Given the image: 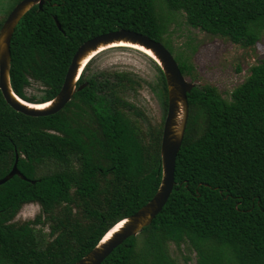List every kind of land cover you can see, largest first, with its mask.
<instances>
[{
    "label": "trees",
    "instance_id": "1",
    "mask_svg": "<svg viewBox=\"0 0 264 264\" xmlns=\"http://www.w3.org/2000/svg\"><path fill=\"white\" fill-rule=\"evenodd\" d=\"M12 1L10 9L21 0ZM179 17L250 48L264 29V0H46L14 31L11 88L29 103L52 100L78 47L119 30L161 43L194 81L193 65L170 39ZM91 61L78 81L86 87L54 115L17 113L0 92V179L17 159L29 180L14 176L0 185V264H75L160 185L162 128L147 140L132 113L110 100L100 73L85 75ZM32 83L40 86V98L26 96ZM187 99L166 205L102 264H179L172 248L185 252L184 264L192 257L194 264H264V56L229 100L210 85L195 86ZM27 205L39 213L16 221Z\"/></svg>",
    "mask_w": 264,
    "mask_h": 264
},
{
    "label": "water",
    "instance_id": "2",
    "mask_svg": "<svg viewBox=\"0 0 264 264\" xmlns=\"http://www.w3.org/2000/svg\"><path fill=\"white\" fill-rule=\"evenodd\" d=\"M45 3L46 0H21L13 7L0 27V92L6 104L15 112L28 117H46L60 112L71 101L76 92L86 87V83L78 86V81L88 62L95 58L102 48L103 50L120 48L119 46L111 47L113 45L129 44L142 48V54L156 63L165 79L167 112L160 145L162 173L160 185L152 199L136 213L122 220L121 222L124 221L123 225L108 240L103 242L102 239L88 254L75 263L102 264L117 247L130 237H136L144 228L148 227L166 205L175 185L176 158L187 126L189 115L187 96L195 84L189 82L182 75L173 55L161 43L135 32L119 30L94 37L78 47L67 69L61 89L52 100L38 104L24 101L15 95L11 88V39L21 19L34 7L41 10ZM57 27L60 29L58 23ZM145 51H149L151 56L144 53ZM29 104L48 105L38 109ZM14 176L29 181L18 170L17 159L11 171L0 179V185L5 184Z\"/></svg>",
    "mask_w": 264,
    "mask_h": 264
},
{
    "label": "rangeland",
    "instance_id": "3",
    "mask_svg": "<svg viewBox=\"0 0 264 264\" xmlns=\"http://www.w3.org/2000/svg\"><path fill=\"white\" fill-rule=\"evenodd\" d=\"M169 31L174 50L183 52L194 67L196 80H187L195 86L215 87L225 100H229L230 93L264 56V29L259 42L250 48L193 29L186 25L183 17L175 19ZM89 65L85 75L89 77L100 73L101 81L110 88V100L132 113L135 124L147 140L157 128L163 129L167 112L165 92L158 66L153 60L132 49L112 48L98 54ZM26 96L40 98V86L32 83ZM38 213V206L27 205L16 221L32 220ZM183 255L185 252L179 253L172 248V256L179 264H184ZM189 264H194V257Z\"/></svg>",
    "mask_w": 264,
    "mask_h": 264
},
{
    "label": "bare ground",
    "instance_id": "4",
    "mask_svg": "<svg viewBox=\"0 0 264 264\" xmlns=\"http://www.w3.org/2000/svg\"><path fill=\"white\" fill-rule=\"evenodd\" d=\"M115 46H119V47H125V48H131V49H136L137 51H139V52H143V49L142 48H140V47H137V46H132V45H129V44H119V45H113V46H111V47H115ZM107 49H110V48H107ZM107 49H105V50H107ZM105 50H103V48L100 50L101 52H103V51H105ZM100 52V53H101ZM99 53V54H100ZM144 53H146L147 55H149V56H151V53L149 52V51H145ZM96 57V56H95ZM93 59V58H92ZM91 59V60H92ZM90 60V61H91ZM88 61V60H87ZM89 61V62H90ZM88 62V63H89ZM30 106H32V107H35V108H38V109H41V108H44V107H46L48 104H43V105H33V104H29ZM123 223H124V221L123 222H120V223H118L115 227H113V229H111L106 235H105V237L103 238V242L104 241H106V240H108L110 237H111V235L114 233V232H116L122 225H123Z\"/></svg>",
    "mask_w": 264,
    "mask_h": 264
},
{
    "label": "flooded vegetation",
    "instance_id": "5",
    "mask_svg": "<svg viewBox=\"0 0 264 264\" xmlns=\"http://www.w3.org/2000/svg\"><path fill=\"white\" fill-rule=\"evenodd\" d=\"M19 2H17L16 4H18ZM12 3H13L12 0H0V23L1 25L4 23L9 13L13 9V7L16 5L14 4L12 9H10Z\"/></svg>",
    "mask_w": 264,
    "mask_h": 264
}]
</instances>
